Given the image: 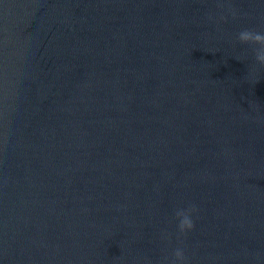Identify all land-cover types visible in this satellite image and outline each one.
Wrapping results in <instances>:
<instances>
[{
    "label": "water",
    "instance_id": "water-1",
    "mask_svg": "<svg viewBox=\"0 0 264 264\" xmlns=\"http://www.w3.org/2000/svg\"><path fill=\"white\" fill-rule=\"evenodd\" d=\"M245 28L264 0H0V264H264Z\"/></svg>",
    "mask_w": 264,
    "mask_h": 264
},
{
    "label": "clouds",
    "instance_id": "clouds-1",
    "mask_svg": "<svg viewBox=\"0 0 264 264\" xmlns=\"http://www.w3.org/2000/svg\"><path fill=\"white\" fill-rule=\"evenodd\" d=\"M221 7H223V5H221ZM232 15L235 17V10H232ZM221 18L224 19V17ZM209 19H212V17L209 16ZM236 39L240 44L252 47L255 64L257 66L254 68V71L259 73L260 70L264 69V31L245 28L237 33ZM256 81L259 82V79ZM196 211L197 209L195 206L176 210L177 227L181 235H187L188 232L194 229L195 225L192 215ZM165 259L168 260V258ZM185 260L186 257L183 248L178 247L172 253V259L168 260V264H184Z\"/></svg>",
    "mask_w": 264,
    "mask_h": 264
}]
</instances>
